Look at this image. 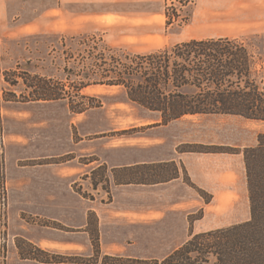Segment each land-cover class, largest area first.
<instances>
[{
    "label": "crops",
    "instance_id": "0c3cea01",
    "mask_svg": "<svg viewBox=\"0 0 264 264\" xmlns=\"http://www.w3.org/2000/svg\"><path fill=\"white\" fill-rule=\"evenodd\" d=\"M109 1L114 0H38L37 5L36 0H0V26L13 22L18 15L22 29L30 27L37 32L60 30L78 33L83 28L84 4ZM194 5L197 33L203 35L193 38L243 39L246 34H264V0H195ZM29 12L37 13L31 21L26 19ZM100 13L104 12L95 14ZM55 14L58 16V29L49 25ZM142 109L145 118L140 126L144 127L143 130L136 136L124 134L121 145L108 142L105 148L98 149L95 143L86 142L85 135H81L74 142L75 149L66 152L74 153V157L62 163L29 167L17 165L11 157L6 159V180L10 184L7 224L8 228L15 226L16 231L8 234L5 264H51L21 258L15 244L17 236L52 252L74 251L82 257L93 256L88 230L89 213L95 215L102 254L159 259L183 244L191 233L250 218L219 224L217 212L220 208L211 213L210 206L214 202L217 205L239 202L234 174L241 168L245 172L243 154L242 159L236 162L234 154L229 153L179 152L177 146L185 142L179 137L180 123L191 116L158 124V112ZM90 155L98 159L78 162L79 157ZM162 162L175 163L179 176L150 184L112 183L111 200L108 202L105 192L91 200L76 193L72 187L78 176L88 173L98 163L124 167ZM183 168L190 180L209 195V200L184 181ZM245 182L241 195L249 201L246 173ZM21 213L56 221L63 228L28 223L20 217ZM196 213V217L190 220ZM2 257L0 246V264H3Z\"/></svg>",
    "mask_w": 264,
    "mask_h": 264
},
{
    "label": "trees",
    "instance_id": "16d2710c",
    "mask_svg": "<svg viewBox=\"0 0 264 264\" xmlns=\"http://www.w3.org/2000/svg\"><path fill=\"white\" fill-rule=\"evenodd\" d=\"M195 0H164L165 25L186 24ZM82 44L89 43L85 52V64L80 68L78 85L68 86L47 76L6 71L4 80L11 86H21V98L15 92H7L5 101H38L67 99L70 111L81 113L101 105L95 97L82 94L89 85L121 86L128 100L150 111L158 112V124L184 117L205 114L236 115L264 122V78L258 82L255 55L242 39L191 38L171 46L137 53L127 52L105 43L95 36L82 37ZM80 98L81 101H76ZM177 151L228 152L232 148L219 146L212 149L197 143H180ZM245 166L250 218L246 221L219 227L189 238L165 257L140 258L118 254H102L99 246L95 215L89 213L88 230L93 256H79L77 263L101 264H264V132L257 137L254 146L241 150ZM54 162H65L73 156ZM87 162L97 160V157ZM83 158V157H82ZM171 166L167 173V166ZM167 173V174H165ZM179 176L173 162L140 164L124 167H108L98 163L82 180H88L93 191L106 193L111 200V185L124 183H158ZM184 181L200 195L206 194L196 186L183 168ZM73 190L84 198L94 199L95 194L83 189L81 182L72 185ZM25 220L63 228L56 221L27 215ZM196 217L191 215L190 220ZM5 253V235H2ZM15 244L19 256L43 263L65 262L64 255L43 249L27 239L17 236ZM74 261V260H73Z\"/></svg>",
    "mask_w": 264,
    "mask_h": 264
},
{
    "label": "rangeland",
    "instance_id": "374dc122",
    "mask_svg": "<svg viewBox=\"0 0 264 264\" xmlns=\"http://www.w3.org/2000/svg\"><path fill=\"white\" fill-rule=\"evenodd\" d=\"M163 7L164 0H114L84 4L83 28L78 33H64L60 30L37 32L30 27L22 29V20L18 15L13 22H5L0 26V246L3 244L2 235H5L3 264L6 261L8 234L16 231L15 226L8 228L7 224L10 184L6 180V159L11 157L14 163L17 161V165L29 167L59 163L54 161H63L68 153L74 157V153L66 152L75 149L74 142L81 135H85L86 142H91L92 145L95 143L98 149L105 148L108 142L121 145L124 134L136 136L143 130L140 123L145 118L143 107L128 100L125 90L115 85H89L83 88L82 94L95 97L101 105L81 113L70 111L67 99L5 101L3 96L7 92H15L20 99L24 91L21 86L9 85L4 80V72L9 71L13 77V71H25L32 75L51 77L67 86H77L76 74L84 62H87L84 61V56L89 49V43L82 44L84 36L101 38L108 45L127 52L145 53L203 35L197 33L195 5L190 9L191 17L186 24L171 26L165 25ZM106 11L109 12L105 13ZM97 12L104 13L95 14ZM36 15V12L27 13V21H31ZM97 15L102 17H96ZM49 25L58 29L57 14ZM242 38L255 55V70L260 82L264 78V34H246ZM75 100L81 101L80 98ZM134 124L136 126L133 128L128 127ZM262 132L263 121L236 115L205 114L183 119L179 137L185 140L182 143L203 144L212 149L219 146L232 148L235 152L229 154H234L233 157L238 162L242 159L241 150L256 145L257 137ZM84 157H79L78 162H87ZM94 157L96 156L89 158ZM167 168L169 173L172 167L169 165ZM81 178L82 176H78L76 181L81 182L84 190L95 196L104 193L101 189L99 193L93 191L90 184ZM234 179L239 202L235 205H217L215 202L210 205L211 213H216L217 208H220L217 212L219 224L250 217L248 198L241 195L246 186L243 168L234 174ZM202 197L209 200L207 193ZM20 217L26 216L21 213ZM54 251L64 255L66 261L51 264H78L75 262L80 258L77 252ZM101 259L98 258L96 264H101Z\"/></svg>",
    "mask_w": 264,
    "mask_h": 264
}]
</instances>
